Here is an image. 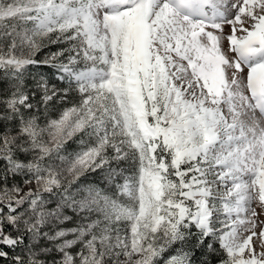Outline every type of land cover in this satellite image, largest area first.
Segmentation results:
<instances>
[{
  "label": "snow or ice",
  "instance_id": "1",
  "mask_svg": "<svg viewBox=\"0 0 264 264\" xmlns=\"http://www.w3.org/2000/svg\"><path fill=\"white\" fill-rule=\"evenodd\" d=\"M0 264H264V0H0Z\"/></svg>",
  "mask_w": 264,
  "mask_h": 264
},
{
  "label": "trees",
  "instance_id": "2",
  "mask_svg": "<svg viewBox=\"0 0 264 264\" xmlns=\"http://www.w3.org/2000/svg\"><path fill=\"white\" fill-rule=\"evenodd\" d=\"M33 71L34 72H46L47 69H43V68H41V69H33Z\"/></svg>",
  "mask_w": 264,
  "mask_h": 264
},
{
  "label": "rangeland",
  "instance_id": "3",
  "mask_svg": "<svg viewBox=\"0 0 264 264\" xmlns=\"http://www.w3.org/2000/svg\"><path fill=\"white\" fill-rule=\"evenodd\" d=\"M76 148V145L75 144H72V146H71V149L70 150H72V149H75Z\"/></svg>",
  "mask_w": 264,
  "mask_h": 264
}]
</instances>
